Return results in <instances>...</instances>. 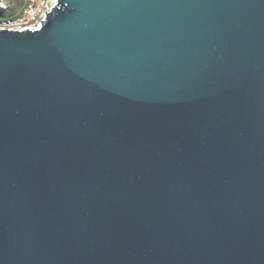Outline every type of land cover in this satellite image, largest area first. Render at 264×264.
<instances>
[{
  "label": "water",
  "instance_id": "water-1",
  "mask_svg": "<svg viewBox=\"0 0 264 264\" xmlns=\"http://www.w3.org/2000/svg\"><path fill=\"white\" fill-rule=\"evenodd\" d=\"M0 28V264H264V0H54Z\"/></svg>",
  "mask_w": 264,
  "mask_h": 264
},
{
  "label": "built area",
  "instance_id": "built-area-1",
  "mask_svg": "<svg viewBox=\"0 0 264 264\" xmlns=\"http://www.w3.org/2000/svg\"><path fill=\"white\" fill-rule=\"evenodd\" d=\"M54 5V0H25L21 11L11 17L0 19V28L20 30L31 28L38 24V19L43 16V10Z\"/></svg>",
  "mask_w": 264,
  "mask_h": 264
},
{
  "label": "rangeland",
  "instance_id": "rangeland-1",
  "mask_svg": "<svg viewBox=\"0 0 264 264\" xmlns=\"http://www.w3.org/2000/svg\"><path fill=\"white\" fill-rule=\"evenodd\" d=\"M24 1L25 0H0V10H5V16H14L21 11L24 6Z\"/></svg>",
  "mask_w": 264,
  "mask_h": 264
},
{
  "label": "trees",
  "instance_id": "trees-1",
  "mask_svg": "<svg viewBox=\"0 0 264 264\" xmlns=\"http://www.w3.org/2000/svg\"><path fill=\"white\" fill-rule=\"evenodd\" d=\"M5 10H0V19H5V18H8V17H11V16H5ZM9 14V13H8Z\"/></svg>",
  "mask_w": 264,
  "mask_h": 264
}]
</instances>
